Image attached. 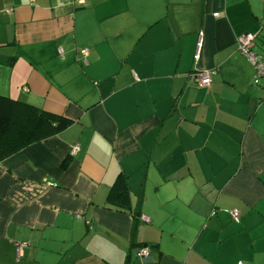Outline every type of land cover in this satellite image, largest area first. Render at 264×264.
Returning a JSON list of instances; mask_svg holds the SVG:
<instances>
[{
	"label": "crops",
	"instance_id": "0c3cea01",
	"mask_svg": "<svg viewBox=\"0 0 264 264\" xmlns=\"http://www.w3.org/2000/svg\"><path fill=\"white\" fill-rule=\"evenodd\" d=\"M83 1L0 0V97L69 122L0 161V264H264V0Z\"/></svg>",
	"mask_w": 264,
	"mask_h": 264
},
{
	"label": "trees",
	"instance_id": "16d2710c",
	"mask_svg": "<svg viewBox=\"0 0 264 264\" xmlns=\"http://www.w3.org/2000/svg\"><path fill=\"white\" fill-rule=\"evenodd\" d=\"M62 117L18 100L0 97V161L68 125Z\"/></svg>",
	"mask_w": 264,
	"mask_h": 264
},
{
	"label": "built area",
	"instance_id": "2783aa9c",
	"mask_svg": "<svg viewBox=\"0 0 264 264\" xmlns=\"http://www.w3.org/2000/svg\"><path fill=\"white\" fill-rule=\"evenodd\" d=\"M77 3H83V0H75ZM214 16L218 15V12L213 13ZM255 35L253 34H243L240 37L237 38V49L241 54L247 57L249 60L252 69H253V84L259 85L264 84V51L261 52H255L252 50V44L254 41ZM202 44H203V34L200 33L198 40L196 42L193 59L195 62H197L200 59L201 56V50H202ZM80 53L83 57L87 55V49L82 48L80 49ZM194 80L198 85L201 86H209L210 84V72L208 70H197L193 74ZM76 150V147H73L72 152ZM231 216L235 221H238L239 219V212L237 210L231 211ZM143 220L147 221V218L142 216ZM21 247V244H19L18 248ZM149 254L148 247H140L136 252L135 255L137 257L146 258ZM237 264H242L241 262Z\"/></svg>",
	"mask_w": 264,
	"mask_h": 264
},
{
	"label": "clouds",
	"instance_id": "9594fccd",
	"mask_svg": "<svg viewBox=\"0 0 264 264\" xmlns=\"http://www.w3.org/2000/svg\"><path fill=\"white\" fill-rule=\"evenodd\" d=\"M24 2H27V0H24Z\"/></svg>",
	"mask_w": 264,
	"mask_h": 264
}]
</instances>
